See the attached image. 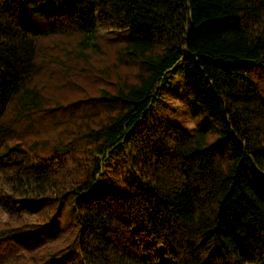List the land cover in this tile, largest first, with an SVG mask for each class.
Instances as JSON below:
<instances>
[{"label":"trees","instance_id":"1","mask_svg":"<svg viewBox=\"0 0 264 264\" xmlns=\"http://www.w3.org/2000/svg\"><path fill=\"white\" fill-rule=\"evenodd\" d=\"M257 84L264 0H0V264H264Z\"/></svg>","mask_w":264,"mask_h":264},{"label":"rangeland","instance_id":"2","mask_svg":"<svg viewBox=\"0 0 264 264\" xmlns=\"http://www.w3.org/2000/svg\"><path fill=\"white\" fill-rule=\"evenodd\" d=\"M165 80L164 85L156 94L151 111L158 117L177 123L185 130H188L194 125V119L188 114L185 106L186 98L184 97L181 74L178 68L168 71ZM255 80L257 81L256 77ZM258 86L259 89L264 88L260 85ZM4 218L5 215L0 214V220ZM14 244L17 245L16 243ZM0 253H3V248H0Z\"/></svg>","mask_w":264,"mask_h":264}]
</instances>
